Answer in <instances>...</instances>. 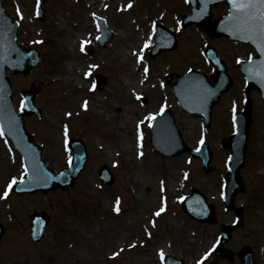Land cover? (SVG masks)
Wrapping results in <instances>:
<instances>
[{
    "label": "rangeland",
    "instance_id": "obj_1",
    "mask_svg": "<svg viewBox=\"0 0 264 264\" xmlns=\"http://www.w3.org/2000/svg\"><path fill=\"white\" fill-rule=\"evenodd\" d=\"M128 2L132 6L125 8ZM3 4L19 22L18 41L35 47L41 55L39 66L29 74L11 77L16 89L14 104L19 89L32 84L37 88L36 104L42 115L28 117L26 128L39 144L44 159L55 169L66 167L65 160L71 155L63 145L64 138L82 139L88 158L70 190L14 194L6 201L0 199V222L4 226L0 264H160L157 248L180 258L182 264H194L214 243L219 224L231 223L233 217L220 198L228 150L219 141L232 132L230 107L238 109L242 103L243 80L236 70L235 58L245 57L248 49L209 40L190 25L178 29L174 50L154 59L146 51L144 61L137 66L133 56L136 51L132 49L148 40L149 22L160 21L176 30V20L189 11L183 0H45L42 21L33 14V0H3ZM119 4L122 10L117 9ZM17 5L23 18L16 12ZM103 5L106 8L99 12L108 17L113 36L100 47L93 40L96 31L91 9ZM217 9L216 14L224 11L223 6ZM68 34L71 37L67 38ZM81 39L86 41L84 52L79 49ZM207 42L218 49L233 77L231 88L213 106L212 122L206 129V140L213 152V169L209 173L203 172L199 160H190L183 154L162 157L152 152L148 143L149 114L164 104L171 108L184 141L190 147L196 145L200 120L182 112L170 89L166 84L159 85V81L169 71L184 73L188 68L211 75L201 55ZM75 60L80 63L75 64ZM143 65L148 66L147 72L141 71ZM90 70L89 77L83 76ZM96 73L105 76L106 84L90 91L87 86ZM138 94L146 97L144 103ZM256 94L251 92L253 120L240 170L245 190L236 197L244 204V223L226 246L236 252L249 244L256 252L255 263L264 264V103ZM81 99L88 100L85 109L80 107ZM143 115L145 119L138 123V129L134 122ZM138 132L144 134L142 155L136 149ZM19 162L17 155L7 154L0 140V190L21 171ZM101 165L113 173L112 184L100 181ZM191 186L199 188L214 204L215 223H200L182 212L179 197ZM161 195L166 197L168 207L156 215ZM34 210H43L50 218L47 233L38 242L29 236V214ZM150 220H154L153 225ZM214 259L210 255L204 262ZM228 263L238 264V259L215 262Z\"/></svg>",
    "mask_w": 264,
    "mask_h": 264
},
{
    "label": "water",
    "instance_id": "obj_2",
    "mask_svg": "<svg viewBox=\"0 0 264 264\" xmlns=\"http://www.w3.org/2000/svg\"><path fill=\"white\" fill-rule=\"evenodd\" d=\"M219 1H224L229 5V14L225 17H220L215 21H209V6L216 4ZM194 9L193 15L189 16L186 22H196L212 36L219 34H226L232 38L247 41L253 44L258 52V56L246 63H241L240 68L242 69L245 77L248 80L250 87H257L262 96L264 97V78L258 75V73L264 72V52L261 48L264 47L258 40H247L241 39L242 33L235 27V22L229 19L230 13L233 12V6L230 0H190ZM199 4V8L196 10L195 4ZM17 34L16 25L10 20L9 17L5 16L0 7V124L6 135L10 136L15 142L18 149L22 152L25 157L26 164L28 166L30 176L26 180L27 183H36L31 188H26L28 191H34L39 189L46 190L45 187L50 173L45 169L44 164L39 161L37 151L34 147L30 146L29 137L22 131V120L21 117L13 115L9 105V94L8 82L3 75V68L7 67L11 72L25 71L26 67L31 64H26V60L32 59L31 51H22L15 45V37ZM193 81L189 83H183L181 86L173 85L175 88V95L178 97L179 102L183 108L188 111L201 112L204 118H207L210 107L215 103L220 93L225 90L230 80L225 75L224 70L219 69L217 74L214 76L213 81L205 79L203 76L198 74H191ZM189 75L186 76L189 77ZM182 80V79H181ZM248 109L240 114V122L243 127V133H247V124L249 119L247 117ZM169 120L159 127L163 126L168 132V135L175 142V146L167 149L162 147L160 141L154 135L152 131L151 141L155 146V149L160 153L167 155H176L181 153L184 148L179 143L178 135L171 131ZM167 135V136H168ZM234 136L228 139L225 143L226 146H231L233 143ZM245 141V140H244ZM180 144V145H178ZM245 148V142L240 149V156L237 160H233L230 163V173L228 174L230 181L228 187V198H232L239 190H241L240 182L237 179V171L240 166V158ZM77 170V169H76ZM75 176V175H74ZM73 176V177H74ZM37 178L40 181H37ZM54 187V186H53Z\"/></svg>",
    "mask_w": 264,
    "mask_h": 264
},
{
    "label": "snow or ice",
    "instance_id": "obj_3",
    "mask_svg": "<svg viewBox=\"0 0 264 264\" xmlns=\"http://www.w3.org/2000/svg\"><path fill=\"white\" fill-rule=\"evenodd\" d=\"M230 3L233 6V12L230 13L229 19L235 22V27L242 33L241 39L258 40L264 44V0H230ZM145 47H148V45L145 44ZM81 50L83 51V44ZM261 51L264 52V47L261 48ZM145 72H147V68ZM258 75L264 78V72L258 73ZM154 118L153 116L148 117V119ZM15 183L16 181L13 179L8 187L11 188L12 184ZM7 194L6 191L4 196H7ZM118 203L119 201H117ZM160 211H163V208ZM156 215H160V212H157ZM161 258L163 259V253H161Z\"/></svg>",
    "mask_w": 264,
    "mask_h": 264
},
{
    "label": "bare ground",
    "instance_id": "obj_4",
    "mask_svg": "<svg viewBox=\"0 0 264 264\" xmlns=\"http://www.w3.org/2000/svg\"><path fill=\"white\" fill-rule=\"evenodd\" d=\"M71 31H72V30H70V34H71ZM70 34L67 35V38L71 37ZM67 38H63L62 41H63V42L66 41ZM79 63H80V61L75 60V64H79Z\"/></svg>",
    "mask_w": 264,
    "mask_h": 264
}]
</instances>
